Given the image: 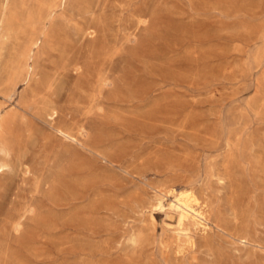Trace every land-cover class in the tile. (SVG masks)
Instances as JSON below:
<instances>
[{"label":"rangeland","instance_id":"obj_1","mask_svg":"<svg viewBox=\"0 0 264 264\" xmlns=\"http://www.w3.org/2000/svg\"><path fill=\"white\" fill-rule=\"evenodd\" d=\"M0 128V264H264V0H0Z\"/></svg>","mask_w":264,"mask_h":264},{"label":"bare ground","instance_id":"obj_2","mask_svg":"<svg viewBox=\"0 0 264 264\" xmlns=\"http://www.w3.org/2000/svg\"><path fill=\"white\" fill-rule=\"evenodd\" d=\"M33 44H38V41L33 42ZM56 132L65 137H70L69 133L60 127L56 128ZM4 166L5 165L3 164L0 165V169H3ZM153 206H156L158 208L165 207L164 198L162 196H158L155 199ZM168 208L177 215V232H175L177 233L178 237H185L187 239H191V236L189 234L190 230L188 231V229L185 227L186 223L189 221H192L195 225L203 229L208 228V218L206 216L204 208L199 202L198 198L195 197L191 191L173 190V198L170 199V201L168 202Z\"/></svg>","mask_w":264,"mask_h":264}]
</instances>
